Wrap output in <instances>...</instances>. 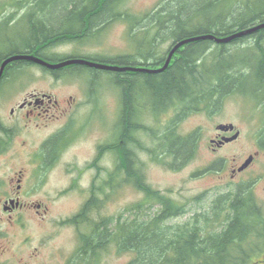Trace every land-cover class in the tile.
<instances>
[{"label": "trees", "instance_id": "obj_1", "mask_svg": "<svg viewBox=\"0 0 264 264\" xmlns=\"http://www.w3.org/2000/svg\"><path fill=\"white\" fill-rule=\"evenodd\" d=\"M126 3L127 0H35V6L25 17L34 35L23 43L27 47L35 42L44 49L64 41L78 43L102 33L114 22L123 21L138 46V55L151 58L165 44H171L172 48L183 40L206 34L228 37L264 23V0H159L153 10L143 15L127 11ZM236 45L237 50L229 49ZM169 53L170 50L165 52L155 66L165 62ZM124 60L119 58L114 64L129 66V61ZM260 62H264V30L228 44L210 40L188 44L161 73L130 76L128 72H111L117 76L118 84L124 85L123 94L130 77L136 90V86H141V77L147 80L142 93H148L150 100H161L164 114L178 105L182 117L191 110L190 103L199 105L206 98L228 93L231 87L244 82H237L238 78L254 77L255 70L264 81V68L254 67ZM81 68L87 69L73 66L76 73H83ZM176 123L171 119L160 131L143 132L166 160L172 158L171 168L180 167L192 158L198 142L196 133L189 137L177 134ZM118 134L119 139L126 140V132ZM131 134L134 144L141 141L138 131L133 129ZM148 151L155 154L154 161L160 159L156 149ZM136 164L134 157L132 178L146 198L133 209V221L106 217L93 223L88 233L81 236L80 248L70 264H99L103 249L112 244L119 253L134 255L129 264H264L259 259L264 255V209L255 199L251 186H237L234 191L219 196L209 205L208 212L195 213L183 226H170L169 221L188 213L186 206L146 185L140 165ZM119 166V171L124 173L125 163ZM103 197L96 202L91 199L70 223H91V214L96 213ZM155 206H159L157 213L148 216Z\"/></svg>", "mask_w": 264, "mask_h": 264}, {"label": "rangeland", "instance_id": "obj_2", "mask_svg": "<svg viewBox=\"0 0 264 264\" xmlns=\"http://www.w3.org/2000/svg\"><path fill=\"white\" fill-rule=\"evenodd\" d=\"M12 3H17L19 9H15ZM158 3L159 0H127L125 6L127 11L135 15H143L153 10ZM34 6L35 0H0V15L5 14L6 17L17 14L16 21H18ZM29 24L28 19L24 18L15 26L17 38L20 35L22 39L25 38V35L29 33ZM132 39L128 34L127 23L118 21L91 39L78 43L73 41L55 43L44 54L49 58L61 60L51 61V64H59L66 61L64 60L66 58L80 57L69 60L82 59L103 65L120 66L115 65L114 61L125 58L129 64L133 61L141 63L144 60L151 64L149 69L165 65L166 61H162L160 66H155L164 53L172 49L171 44L160 46L151 58H144L138 55V46ZM16 44L21 46L17 41ZM238 47V45L230 46L229 49L235 51ZM142 50L145 52V47ZM80 71L83 73L72 72L65 76V79L56 81L47 73L48 70L45 72L40 67H36L35 88L38 91L51 92L59 101L68 100L71 97L78 99L82 105L77 108L78 112L74 114L75 119L82 125L80 130L88 126L82 132H77L75 136H73L75 131L72 132L68 143H65L64 153L60 156V160L54 163L49 196L36 197L38 201L45 202L47 212L31 217L25 222L24 227L0 220V264H70L80 248L81 236L88 233V228L93 223L106 217L115 219L123 217L130 219L131 222L133 209L145 202L146 197L140 192L136 182L133 178L131 184L127 182L124 173L119 171L118 164L115 192L98 204L96 213L91 214L90 225L78 227L70 223V220L81 212L83 205L89 200L87 187L91 184L94 173L89 172L88 168L95 157V148L113 137L114 128L111 120L114 113L117 122L121 118L118 100L124 90V85L117 83V76L111 71L89 70V68ZM146 82L147 80L142 79L139 82L145 90ZM86 83H91V87L96 89L92 90ZM87 94H95L99 97L101 101V105L98 104L99 108L105 110V116L99 117L102 122L95 119L89 123L90 125L86 123V118L83 116L90 107L83 106L85 102L83 99ZM249 107L251 106L245 104L241 97L232 95L223 98L222 102L208 112L187 111L189 114L179 119L176 133L183 137L196 133L198 142L193 157L180 167L171 168L172 158L168 157L166 160L164 154L160 153V159L154 161L155 154L147 153L144 148L152 150L155 148L150 144L146 133L140 135L141 141L137 143L139 146L137 148L141 151L137 152L136 161L141 167L143 182L152 190L158 191L161 196L169 197L178 205L186 206L188 212L169 221L168 225L187 224L195 213L208 212L209 205H212L219 196L226 195L243 184L252 187L255 199L264 209V148H258L256 144V140L261 135L264 136V133L260 134L263 127L258 116L259 110L254 108L251 110ZM168 118L169 116H166L165 123L171 121ZM147 121L148 124L151 123L150 119ZM228 124L235 126L240 132V137L235 143L214 152L212 149L215 146L211 140L220 133L217 129L220 125ZM61 125V121L54 122L52 131H57ZM257 152L259 156L251 168L238 174L233 181L231 169L235 166L241 167L251 155ZM104 165L106 163L102 161L101 167ZM242 181L246 183L237 184ZM73 183L82 190L69 191ZM147 209L148 206L145 207V210ZM158 210L159 206H155L148 212V216H153ZM133 258L134 255L131 253H119L115 244H112L103 249L99 264H129ZM259 259L264 260V255Z\"/></svg>", "mask_w": 264, "mask_h": 264}, {"label": "flooded vegetation", "instance_id": "obj_3", "mask_svg": "<svg viewBox=\"0 0 264 264\" xmlns=\"http://www.w3.org/2000/svg\"><path fill=\"white\" fill-rule=\"evenodd\" d=\"M12 4L15 9H19L17 3ZM4 15H0L2 16L0 18V220L6 221L11 225L24 227L26 226L25 222L31 217L39 215L41 212H47L45 202L42 200L38 201L36 197L49 196L54 163H57L60 160V156L64 153L65 143H68L71 133L75 131L73 134L75 136L77 132L87 129L88 125L83 126L84 128L80 130L82 125L77 123L75 119L74 114H77V108L82 105L78 99L71 97L68 100L59 101L54 98L51 92L38 91L34 86L37 66L45 72L48 70L49 72L47 73L50 74L53 80L61 81L65 79L63 74L77 72L73 70V66L79 67V65L52 71L27 58L15 59L17 57H34L48 63L51 62L49 57L44 54L48 48H39L35 42L27 47L24 45L23 41L32 39L34 35L31 32L30 24L29 33L25 35V38L22 39L21 35L18 38L16 37L15 26L28 14L18 21H16L17 14L7 15L6 17ZM16 41L21 46L17 45ZM75 58L80 57H71L64 60ZM130 65L126 67L144 69L151 67V64L149 65L144 60L141 63L133 61ZM162 66L157 68H162ZM254 67L263 69L264 62H260ZM128 73L130 76L136 74L133 72ZM248 73L251 72L248 71ZM257 73L258 71L255 70L254 77L244 76L238 78L237 82H244L234 85L226 94L224 92L212 99L206 98L199 105L196 102L190 103L191 110L189 111L191 113L208 112L222 102L223 98L237 95L245 101V104L251 106L249 107L251 110H259L258 116L263 127L260 134L264 133V81L257 76ZM140 79L143 80L142 77ZM86 84L92 90L96 89V87H91V83ZM134 86L130 77L126 93L123 94L122 91L118 100L119 117L121 118L117 122L114 113V117L111 120L114 128L113 137L95 148V157L88 168L89 172L94 173L92 182L87 187L89 200L83 205V208L91 199H95L96 202V200L100 201V196L106 198V196L113 195L118 164L125 163L124 177L131 184L133 158L135 157L136 159L137 152L140 150L137 148L139 146L132 141L131 133L133 129L138 131L137 137L143 135L144 131H160L166 126L164 123L166 116H169L168 119H172L174 123L177 122L176 126H178L179 117L182 114L180 108L177 107L178 105L164 114L161 100L155 101L154 98L150 100L148 93H142L145 90L142 85L140 87L136 86L139 89H137L138 92ZM83 102L84 107H90L83 116L86 118L87 124L99 119L102 115L105 116V110L99 108L98 104L100 103L101 105V101L97 95L87 94ZM123 116L125 117L124 121L122 119ZM148 119L151 121L150 124H148ZM58 121H61L62 125L58 127L57 131L53 132L52 125ZM98 121L102 122L100 119ZM119 131L126 132V140L119 139ZM218 131L220 133L211 140V143L216 147L212 149L214 152L228 144L235 143L240 137V132L236 130L235 126L234 130L227 132ZM236 134H238L236 140L225 141L233 138ZM256 144L258 148H264V136L261 135L256 140ZM155 149L156 153L159 154L157 145ZM144 150L149 153L147 148H144ZM258 156V152L255 155H251L249 159L253 160L252 163L242 171H240V168L249 159L241 167H233L231 169L233 181H235L234 179L238 174L251 168ZM102 161L106 163L103 167H101ZM136 166L139 167L138 164ZM139 168L141 169V167ZM240 183L246 182L242 181L237 184ZM71 190L78 191L82 189L76 183H73L69 188V191ZM83 225L88 227L90 224L86 223ZM76 226L80 227L81 225L76 224Z\"/></svg>", "mask_w": 264, "mask_h": 264}, {"label": "water", "instance_id": "obj_4", "mask_svg": "<svg viewBox=\"0 0 264 264\" xmlns=\"http://www.w3.org/2000/svg\"><path fill=\"white\" fill-rule=\"evenodd\" d=\"M261 30H264V23L259 24L253 28L247 29V30H243L240 32H237L231 36L228 37H216L214 35H202V36H197V37H193V38H189L186 40H183L177 44H175L172 49L170 50L169 56L165 62V65L157 70H153V69H144V68H134V67H121V66H112V65H103V64H99V63H95L92 61H88V60H82V59H76V60H67L64 62H61L59 64H51V63H47L45 61H42L38 58H34V57H17L15 59H30L34 62H36L37 64L46 67L49 70L52 71H56V70H60L63 69L65 67L68 66H73V65H79V66H85V67H89V68H93V69H98V70H104V71H112V72H133V73H147V74H156V73H161L163 71H165L167 68H169L175 54L181 50L183 47H185L188 44L194 43V42H198V41H206V40H210V41H214L217 44H228L231 42H234L238 39H242L245 38L247 36H251ZM218 130L223 131V132H227L230 130H234V126L233 125H222L218 128ZM238 138V134H236L233 138L231 139H227L225 140L226 142H231L234 141ZM252 159H249L242 168H240V171L244 170L246 167H248L251 163H252Z\"/></svg>", "mask_w": 264, "mask_h": 264}, {"label": "bare ground", "instance_id": "obj_5", "mask_svg": "<svg viewBox=\"0 0 264 264\" xmlns=\"http://www.w3.org/2000/svg\"><path fill=\"white\" fill-rule=\"evenodd\" d=\"M206 35H207V34H206ZM179 51H180V50H179ZM179 51H178V52H179ZM164 64H165V63H164ZM157 69H160V68H156V69H153V70H157ZM55 73H56V72H55ZM141 73H142V72H141ZM55 75H56V74H55ZM59 75H60V74H59ZM57 76H58V75H57Z\"/></svg>", "mask_w": 264, "mask_h": 264}]
</instances>
